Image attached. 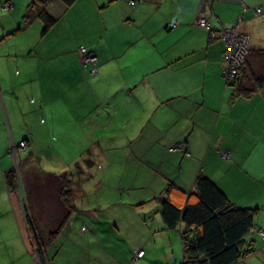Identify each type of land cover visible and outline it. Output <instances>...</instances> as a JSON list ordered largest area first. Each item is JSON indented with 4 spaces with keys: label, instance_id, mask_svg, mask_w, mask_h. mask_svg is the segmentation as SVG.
I'll return each instance as SVG.
<instances>
[{
    "label": "crops",
    "instance_id": "crops-1",
    "mask_svg": "<svg viewBox=\"0 0 264 264\" xmlns=\"http://www.w3.org/2000/svg\"><path fill=\"white\" fill-rule=\"evenodd\" d=\"M263 2L0 0V264H35L21 199L3 179L12 148L27 175L70 180L53 238L67 213L59 185L25 186L48 264H180V227L166 228L158 197L173 183L168 195L182 202L200 173L232 203L258 207L264 231V94L235 95L222 39L193 25L201 13L217 31L237 24L257 70ZM41 11L53 19L45 30ZM81 46L96 56L93 74ZM256 236L236 264H264Z\"/></svg>",
    "mask_w": 264,
    "mask_h": 264
},
{
    "label": "trees",
    "instance_id": "trees-1",
    "mask_svg": "<svg viewBox=\"0 0 264 264\" xmlns=\"http://www.w3.org/2000/svg\"><path fill=\"white\" fill-rule=\"evenodd\" d=\"M62 1L65 5L72 2V0ZM38 17L42 21L43 30L53 22L44 11L39 12ZM193 25L198 27L194 23ZM202 29H205L211 37L208 29ZM94 64L92 63V68H95ZM224 80L234 87L235 95L248 97L256 91H262L264 94V63L259 69L252 70L246 65V61H243L237 78L230 81L224 78ZM20 142L26 143L24 140L18 143ZM220 155L227 158L229 152L223 151ZM14 159L13 166L3 178L5 188L7 191L16 192L21 199L23 218L31 246L30 257L36 261L35 264H48L49 259L43 251L42 232L33 216L25 186L32 185L35 190L39 183L48 186H54L55 183L59 185V197L67 213L59 222L57 229L48 233V238H53L67 221L71 207L70 180L65 173L56 175L55 178L38 176L39 174L27 175L21 169V163L19 164L15 157ZM176 187L173 183L167 185L158 197V207L166 228L180 227L183 243V258L180 264H236L243 256L256 249L254 239L256 232L264 240V236L261 235L264 231L257 230L255 223L258 207H242L232 203L225 192L209 177L198 174L193 190L184 194L182 202L175 201L168 195L170 191L178 190Z\"/></svg>",
    "mask_w": 264,
    "mask_h": 264
},
{
    "label": "built area",
    "instance_id": "built-area-1",
    "mask_svg": "<svg viewBox=\"0 0 264 264\" xmlns=\"http://www.w3.org/2000/svg\"><path fill=\"white\" fill-rule=\"evenodd\" d=\"M256 14L264 12V2L260 5H257L253 8ZM194 24L198 27L206 28L209 30L211 37L218 35L224 42V48L221 52L222 60V75L227 80H233L237 78L238 71L241 68L243 61L247 56V51L249 47V37L243 32H240L237 27H230L220 29L219 31L214 30L210 27L209 20L205 14H199L195 20ZM214 33H217L214 35ZM80 61L82 64L87 62L95 63L96 56L93 52L87 50L85 47H79ZM95 68H92L89 71V74H93ZM24 143L20 142L19 147H23ZM11 155L14 159V150L11 149ZM226 155V154H224ZM22 209V208H21ZM23 213V211H22ZM261 235L264 236V232H261ZM142 250L136 252V256H140Z\"/></svg>",
    "mask_w": 264,
    "mask_h": 264
},
{
    "label": "rangeland",
    "instance_id": "rangeland-1",
    "mask_svg": "<svg viewBox=\"0 0 264 264\" xmlns=\"http://www.w3.org/2000/svg\"><path fill=\"white\" fill-rule=\"evenodd\" d=\"M207 17V16H206ZM237 27V24L236 25H234V26H232V27ZM222 29H224V28H222ZM237 29H238V27H237ZM219 31V30H218ZM217 33H214V35H216ZM217 36V35H216ZM214 37V36H213ZM249 52H250V45H249V47H248V51H247V56H248V54H249ZM246 56V57H247ZM246 59V58H245ZM245 61V60H244ZM260 67V66H259ZM259 67L257 68V69H259ZM49 142H51L52 144L53 143H55L54 141H49ZM45 143H48V141H45ZM52 150V149H51ZM14 161H15V159H13ZM53 163H54V161H48V160H46L45 158H44V165H53ZM54 167H57V166H45V168L42 166V168L43 169H49V170H51V171H57L58 170V168H54ZM254 239H255V241H256V244H255V248L256 247H258L259 245V240H258V238H257V236L254 234ZM34 262H36L35 260H34Z\"/></svg>",
    "mask_w": 264,
    "mask_h": 264
}]
</instances>
